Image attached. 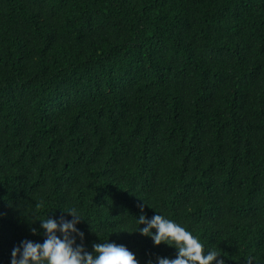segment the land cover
I'll return each instance as SVG.
<instances>
[{"label":"trees","instance_id":"obj_1","mask_svg":"<svg viewBox=\"0 0 264 264\" xmlns=\"http://www.w3.org/2000/svg\"><path fill=\"white\" fill-rule=\"evenodd\" d=\"M73 206L89 252L174 258L143 206L264 264V0H0V264Z\"/></svg>","mask_w":264,"mask_h":264},{"label":"clouds","instance_id":"obj_2","mask_svg":"<svg viewBox=\"0 0 264 264\" xmlns=\"http://www.w3.org/2000/svg\"><path fill=\"white\" fill-rule=\"evenodd\" d=\"M63 212L68 213L71 219L64 216L53 218L47 214L28 218L29 223L39 221L45 238L43 242L22 240L19 246L13 247L10 264H139L127 247L108 239L94 243L92 251H87L82 243L84 233L76 227L84 219L83 213L74 206ZM135 225L134 230L127 232H139L150 237L153 245L164 243L176 249L174 258L157 256L155 261L149 260L147 264H212L213 261L224 264L222 259H218L221 254L216 249L206 248L191 230L157 211L148 218L141 206ZM30 230L37 232L35 227ZM77 237L81 243H76ZM246 264H252V259L246 260Z\"/></svg>","mask_w":264,"mask_h":264}]
</instances>
